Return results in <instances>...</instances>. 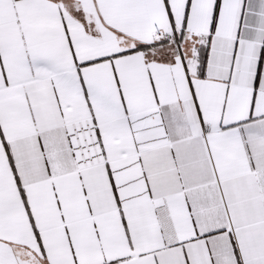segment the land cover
I'll return each mask as SVG.
<instances>
[{
	"label": "snow or ice",
	"instance_id": "6c2138e0",
	"mask_svg": "<svg viewBox=\"0 0 264 264\" xmlns=\"http://www.w3.org/2000/svg\"><path fill=\"white\" fill-rule=\"evenodd\" d=\"M0 264H264V0H0Z\"/></svg>",
	"mask_w": 264,
	"mask_h": 264
}]
</instances>
